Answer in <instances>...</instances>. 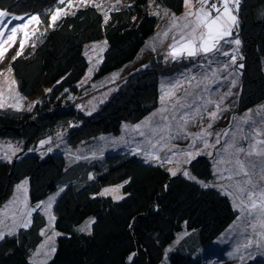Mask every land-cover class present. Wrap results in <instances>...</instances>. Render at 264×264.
Returning a JSON list of instances; mask_svg holds the SVG:
<instances>
[{"label":"trees","instance_id":"16d2710c","mask_svg":"<svg viewBox=\"0 0 264 264\" xmlns=\"http://www.w3.org/2000/svg\"><path fill=\"white\" fill-rule=\"evenodd\" d=\"M150 1L132 0L108 15L92 4L77 8L49 27L31 52L11 60L21 93L42 100L21 114L0 111V139H15L34 151L11 161L0 159V207L25 178L31 203L60 192L54 206L60 235L45 264H159L166 256L178 259L177 264H206L211 253L206 248L237 216L230 198L217 188L183 174L172 176L161 164L147 163L137 155L109 152L73 161L64 153L35 151L55 133H64L70 147L87 148L100 135L117 134L123 123L140 120L157 105L159 72L169 74L188 66L190 59L164 64L156 58L151 66L131 74L98 111L86 114L74 103L77 83L88 66L85 44L106 40L100 76L121 68L155 30L157 17L145 9ZM156 1L175 14L184 7V0ZM56 4L58 0H0V9L19 15L38 13L41 23L48 25ZM233 33L241 41L243 65L236 109L244 112L264 101V0H240ZM189 169L202 181L214 178L207 155L196 157ZM117 183H122V198L99 195L102 187ZM90 217L91 231L79 230ZM47 223L42 212H35L27 228L1 240L0 264H35L31 252L43 241ZM183 232L186 235L174 244Z\"/></svg>","mask_w":264,"mask_h":264},{"label":"rangeland","instance_id":"374dc122","mask_svg":"<svg viewBox=\"0 0 264 264\" xmlns=\"http://www.w3.org/2000/svg\"><path fill=\"white\" fill-rule=\"evenodd\" d=\"M131 1L88 0L85 4L82 3V0H72V6L69 7L68 0H64V3L58 0L51 17L57 9H61V14L54 23L50 17L48 25L42 24L38 13L19 15L6 11L9 13L10 22L0 24V28L5 29L4 39H6L8 35H11L12 27L28 25L25 31L29 33L30 39L25 41L22 50V54H25L31 52L48 28L57 25L65 14L92 4L108 15L118 5ZM214 2L222 8L220 0H214ZM200 6L197 0H192L191 5L187 7L184 2L182 12L175 14L160 5L158 1H150L145 9L157 17V25L153 34L145 40L135 58L121 68L102 76H100L99 70L107 49L106 40L85 44L84 54L88 66L84 76L77 83L78 92H76L74 103L77 104L78 109L86 114L98 111L100 106L120 85L126 82L131 74H136L141 69L151 66L153 59L160 58L164 64L170 63L172 59L167 57L170 50L169 45L174 42L173 37L179 39L183 25L187 22L182 17L187 12H194ZM229 6L238 18V11L231 0ZM13 16L23 17V19H10ZM32 16H37L39 23L29 22ZM173 23H175V27L172 26ZM183 31L187 32L188 30L183 29ZM165 32L168 33L167 36L164 35ZM23 39V32H18L15 44L9 48L0 62V104L3 105L0 107V111L15 115L30 111L36 102L42 100L41 96H26L21 93L18 80L11 68V60L16 56ZM235 39L239 38L232 30V35L217 45L219 51L207 56L201 54L197 57H184L190 60L188 66L181 71L175 70L163 75L162 72H159L157 105L140 120L123 123L117 134L100 135L96 139V143L87 148L84 145L70 147L66 144L64 133H55L42 140L35 151L64 153L73 161L101 157L109 152H122L137 155L147 163L161 164L168 170L176 171V175L182 174L186 170L191 177L195 176L190 172V163L199 155H207L210 158L214 178L202 181L195 177L194 180L204 186L217 188L226 194L233 203L237 216L228 228L206 248L205 252L211 251L206 264H264V236L259 234L264 229L260 227V214L257 210H253L252 215H249L250 203L246 199V206L243 207V210L241 207H237L240 204V199L244 198L239 192V187L251 188L252 185H256L257 196L254 199L258 204L259 192L264 190V178H262L264 177V155L259 154L261 150H264V143H262L264 142V101L244 112L236 109L241 55L240 45L233 43ZM224 52H227L228 55H224ZM232 56L236 57L234 64L231 61ZM209 61L211 62L209 63ZM9 68H11L10 72ZM193 76L196 79L191 80L189 84L188 81ZM177 81L183 87L173 88ZM169 92L175 94L166 96L165 94ZM162 96H165L163 101L161 100ZM217 104L219 109L216 107ZM213 111L218 113L214 120L209 116V113ZM209 124L212 125L210 128ZM137 125L140 127L137 128ZM205 132L211 133V135H206L203 139L197 135ZM217 139H219V143H216ZM205 140L209 147H204ZM230 145L233 147H229ZM240 147L245 148L246 151H252L253 154L247 156L246 152H236V148ZM24 152L31 154L34 151L26 150L15 139H0V159L15 160L19 154ZM188 152L193 153L192 158L186 155ZM197 152H199L198 155ZM237 158L244 162L245 170L249 176L236 174L239 171L235 164ZM188 160L190 162L185 163ZM248 180H251V184L246 183ZM25 181H27L26 184ZM20 185L23 187L18 188ZM102 193L120 199L124 196L122 183L106 185L101 188L99 195ZM59 195L60 192H57L40 202L31 203L29 181L25 178L14 186L12 194L0 207V232L5 234V238L16 236L18 230L24 228L21 227V224L29 220L31 222V217L35 212L40 211L46 216L48 223L42 230L43 241L31 252L30 256L31 261L35 264H45L54 253L52 248H55L56 238L59 235L53 234L59 232L55 229V219L52 220L51 217H55L54 206ZM35 204H39V206L36 208ZM28 213L31 215L29 216ZM93 223L94 218L90 217L78 228L79 230L84 229V232H90ZM253 223L256 224L255 230L251 227ZM9 233L12 234L9 235ZM185 235L186 232L179 234L174 244H177ZM50 236L52 239H49ZM249 240H252L253 245L251 248H245L244 245ZM178 261V259L166 256L159 264H177Z\"/></svg>","mask_w":264,"mask_h":264},{"label":"snow or ice","instance_id":"6c2138e0","mask_svg":"<svg viewBox=\"0 0 264 264\" xmlns=\"http://www.w3.org/2000/svg\"><path fill=\"white\" fill-rule=\"evenodd\" d=\"M61 3H64V0H60ZM88 0H82V3H87ZM186 7L190 6L192 3V0H184ZM197 2L201 5L198 9H196L194 12L190 11L185 13L184 19L187 21L183 25V29H187V32H184L183 29L181 31V35L179 39H176L173 37V43L169 45V51L167 53V57H171L173 61H179L184 57H197L201 54L207 56L210 53L219 51V48L217 47L218 44H220L221 41H226L227 37H230L232 35L233 28L238 23L237 15L234 14L233 9L229 6L230 0H220V4L222 5V8L218 6L214 0H197ZM231 3H234L236 6V11L239 9L240 0H231ZM68 6H72V0H68ZM207 6V8H206ZM215 13V15H213ZM61 14V9H57L56 12L52 15L51 20L54 23ZM158 14V13H157ZM167 15V13H165ZM9 13L6 11L0 10V24H6L9 23L10 20L8 19ZM191 17V19H189ZM10 19H23V17H16L13 16ZM108 17H105V23L107 22ZM29 22H36L39 23V18L37 16H32L29 19ZM175 27V23L172 25ZM28 27L27 24H22L16 27H12L10 29L11 35H8L6 39H4L5 36V29L0 28V62H2L3 58L5 57L6 53L8 52L9 48L15 44L17 39V33L23 32L24 39L20 42V48L16 53V56H14L12 59L15 60L17 57H19L22 54V50L25 46V41L30 39L29 33L25 31V29ZM34 34V33H33ZM165 36L168 35L167 32L164 33ZM9 41H11V44H9ZM106 43V42H105ZM236 45H240L241 41L239 39H235L233 41ZM5 45H8V47H5ZM224 55H228L227 52L223 53ZM166 57V59H167ZM231 61L234 64L236 62V57L232 56ZM211 61H209L210 63ZM227 67V65H225ZM239 67H243V65H239ZM8 71H11V68L8 69ZM91 72V69L89 70ZM196 77H191V79L188 81L189 84L191 83V80H195ZM199 86V85H197ZM176 87H183L182 84H180L179 81L176 82V84L173 85V88ZM50 91V90H49ZM174 92L166 93V96H173ZM165 99V96L161 97V100L163 101ZM3 105L0 104V107ZM175 107V105H174ZM217 109H219V105H216ZM198 111V110H197ZM218 113L216 111L210 112L209 116L214 120L217 118ZM184 119V117H181ZM212 125L209 124L208 127L210 128ZM137 128L140 127V125L136 126ZM201 139H203L206 135H211V133H201L197 134ZM163 139V137H161ZM45 143V142H42ZM216 143H219V139H217ZM264 143V142H262ZM204 147H209L207 141H204ZM229 147H233L230 145ZM236 152H246L247 156H251L253 153L252 151L248 150L246 151L245 148H236ZM197 155L199 152L196 153ZM260 155H264V150H261L259 153ZM186 155L189 158L193 157L192 152L186 153ZM156 159H159V157H156ZM190 160L185 161V163H189ZM235 164L238 166L239 171L236 173L237 175L243 174L245 177L249 176V173L245 170V164L242 160L237 158L235 160ZM172 176H175L177 173L174 170L169 169ZM185 177H189L190 179H195V177H191L189 175L188 171H183L182 173ZM264 178V177H262ZM27 181H25V184ZM246 183L251 184V180L246 181ZM239 185V182H238ZM207 186V185H205ZM23 185L18 186V188H22ZM257 186L252 185L251 188H244L239 187V192L244 196L243 199H240V204L237 205V207H241V210H243V207L245 205V199L250 203V209H249V215H252L253 210H257L260 214L261 220H260V227L264 229V190H261L259 192V204L257 203V200L254 199V197L257 196ZM106 192L108 190H105ZM104 193H102L103 195ZM122 198V197H121ZM51 205L49 204V207ZM30 216L31 213H28ZM52 220L55 219V217H51ZM253 219H255V216H253ZM30 220L27 222H24L21 224V227L27 228L29 226ZM253 230L256 229V224L253 223L251 225ZM84 229H81L83 231ZM12 233H9L11 235ZM43 234V233H42ZM261 236H264V231H261L259 233ZM53 235L58 236L60 233H54ZM5 238V234L3 232H0V240H3ZM49 239H52L50 236ZM253 245L252 240H249L244 247L245 248H251ZM257 247L259 245L257 244ZM168 251H171L169 249ZM52 252H55V248H52ZM134 255V254H133ZM131 259V257L129 258Z\"/></svg>","mask_w":264,"mask_h":264},{"label":"bare ground","instance_id":"6f19581e","mask_svg":"<svg viewBox=\"0 0 264 264\" xmlns=\"http://www.w3.org/2000/svg\"><path fill=\"white\" fill-rule=\"evenodd\" d=\"M35 205H36V208L39 206V204H35ZM35 205H34V206H35Z\"/></svg>","mask_w":264,"mask_h":264}]
</instances>
